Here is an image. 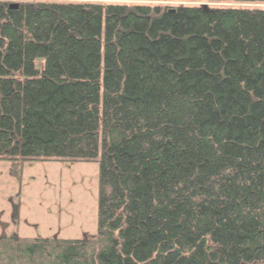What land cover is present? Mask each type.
<instances>
[{"label": "trees", "instance_id": "trees-1", "mask_svg": "<svg viewBox=\"0 0 264 264\" xmlns=\"http://www.w3.org/2000/svg\"><path fill=\"white\" fill-rule=\"evenodd\" d=\"M78 1L0 0V160L98 163V232L0 264H264V0Z\"/></svg>", "mask_w": 264, "mask_h": 264}, {"label": "rangeland", "instance_id": "rangeland-1", "mask_svg": "<svg viewBox=\"0 0 264 264\" xmlns=\"http://www.w3.org/2000/svg\"><path fill=\"white\" fill-rule=\"evenodd\" d=\"M178 4L160 3L161 6ZM226 6L264 9V5L251 3ZM36 66L42 69L44 60H37ZM99 177L100 166L96 162L14 163L0 160V238L12 235L24 239L62 240L95 237L98 232Z\"/></svg>", "mask_w": 264, "mask_h": 264}, {"label": "water", "instance_id": "water-1", "mask_svg": "<svg viewBox=\"0 0 264 264\" xmlns=\"http://www.w3.org/2000/svg\"><path fill=\"white\" fill-rule=\"evenodd\" d=\"M249 2H253L254 0H248ZM13 7L17 8V4L12 5Z\"/></svg>", "mask_w": 264, "mask_h": 264}]
</instances>
